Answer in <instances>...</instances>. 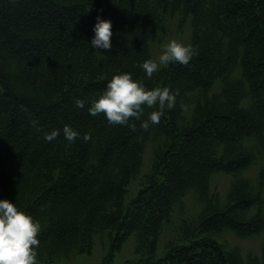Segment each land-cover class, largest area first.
Returning <instances> with one entry per match:
<instances>
[{"label": "trees", "instance_id": "trees-1", "mask_svg": "<svg viewBox=\"0 0 264 264\" xmlns=\"http://www.w3.org/2000/svg\"><path fill=\"white\" fill-rule=\"evenodd\" d=\"M98 15L112 22V48L102 53L90 45ZM177 17L190 26L195 54L148 77L141 65ZM122 72L176 94L159 123L141 126L157 105L130 118L135 128L89 114ZM65 125L80 136L65 139ZM53 129L60 134L46 140ZM84 133H91L87 142ZM150 142L149 171L141 175ZM259 157L264 0H0V199L40 222L37 264L91 254L98 237L110 242L99 264H113L133 235L137 259L123 264H247L221 236L264 233V173L258 188L244 177ZM222 173L234 178L225 196L212 190ZM190 192L201 210L183 218L159 255ZM248 264H264V242Z\"/></svg>", "mask_w": 264, "mask_h": 264}, {"label": "clouds", "instance_id": "clouds-1", "mask_svg": "<svg viewBox=\"0 0 264 264\" xmlns=\"http://www.w3.org/2000/svg\"><path fill=\"white\" fill-rule=\"evenodd\" d=\"M93 32L90 41L93 49L101 52L100 50L112 48L111 20L98 15ZM194 54L195 50L191 45L171 40L164 45V50L156 59L145 60L141 67L146 75L151 77L159 67L167 66L169 63L188 64ZM175 100L176 94L169 86L148 89L141 81L134 80L131 73L122 72L108 80L102 94L91 101L88 112L92 116L103 113L109 124L129 125L135 128L134 123L129 124L130 118L140 119L144 105L149 107L157 105V109L150 112L148 118L141 123V126L147 129L150 123H159L165 107L172 109ZM74 103L76 107L83 108L85 100L77 98ZM59 134V129H53L45 133L44 138L51 141ZM63 134L68 141H74L80 136V133L70 125L63 127ZM91 138V133L83 134L85 142ZM40 231L41 224L38 220L19 210L15 203L0 199V264H37Z\"/></svg>", "mask_w": 264, "mask_h": 264}, {"label": "rangeland", "instance_id": "rangeland-1", "mask_svg": "<svg viewBox=\"0 0 264 264\" xmlns=\"http://www.w3.org/2000/svg\"><path fill=\"white\" fill-rule=\"evenodd\" d=\"M180 18H173L168 20L167 29L165 30L162 40L157 42L152 47L153 59H156L164 50V45L171 40H177L186 45H190L191 29L188 24L181 26ZM224 90V85L221 83L217 84L215 89L216 93H220ZM153 143H149L146 148V154L143 161L141 175L149 171L151 159L153 156ZM261 172L264 173V158L259 157L255 164L244 174L247 178L255 185V188L259 187V179ZM233 176L228 174H218L213 178L212 190L219 191L225 196L230 189L233 181ZM141 184L140 177L132 182L130 188L134 193L137 191ZM131 192V193H132ZM201 210V204L193 192H190L183 200L182 206L177 209L174 217V224L170 228L165 230L162 239L158 244V254L161 255L165 251V244L170 239L175 238L178 234L177 227H179L183 221V218H193L197 216ZM221 242L225 243L228 247L238 248L244 256L245 262L248 264L251 258L261 255L262 244L264 242V233L259 236H254L248 239H240L231 232H226L221 236ZM137 237L133 235L123 245L120 252H118L113 260V264H123L126 261H132L137 259L136 254ZM110 249V242L107 239L98 237L96 244L91 254L75 255L70 261H63V264H99L100 261L105 257Z\"/></svg>", "mask_w": 264, "mask_h": 264}]
</instances>
